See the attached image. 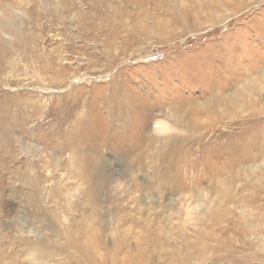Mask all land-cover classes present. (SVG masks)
I'll return each mask as SVG.
<instances>
[{
	"label": "rangeland",
	"instance_id": "374dc122",
	"mask_svg": "<svg viewBox=\"0 0 264 264\" xmlns=\"http://www.w3.org/2000/svg\"><path fill=\"white\" fill-rule=\"evenodd\" d=\"M0 45V264H264V0H0Z\"/></svg>",
	"mask_w": 264,
	"mask_h": 264
},
{
	"label": "bare ground",
	"instance_id": "6f19581e",
	"mask_svg": "<svg viewBox=\"0 0 264 264\" xmlns=\"http://www.w3.org/2000/svg\"><path fill=\"white\" fill-rule=\"evenodd\" d=\"M48 1V0H47ZM22 33V34H21ZM10 35L14 36L11 32H10ZM16 39L17 38H20L23 42V38L25 39V33L23 32H19L16 34ZM2 44L7 47V42L6 41H1ZM26 43H24L25 45ZM23 45V43H22ZM1 54H4V50H3V46L0 45V56H2ZM4 57V55L2 56V58ZM260 62V61H259ZM262 63V62H261ZM252 83V82H251ZM253 84V83H252ZM254 85H256L254 83ZM257 87V86H255ZM254 88V87H253ZM257 89V88H256ZM255 89V91H257ZM251 91V90H250ZM258 92V91H257ZM243 93V92H242ZM255 94V93H254ZM256 113V112H255ZM261 114V113H260ZM251 119V118H250ZM252 120V119H251ZM259 119H258V123H259ZM261 123V122H260ZM238 149L237 150H234L233 148H231V152H230V157H231V163L230 165H227V162H226V165L223 166V168H229L231 167L232 170H235L237 167H239V164H240V161L243 163V167H245L246 164H252V165H255V166H250V167H246V169L248 170H253L255 167H264V146H237ZM74 150V149H73ZM80 150V149H79ZM227 149L225 147V149L222 150L221 153V158H224L225 160H227ZM247 151H249L248 153L250 152H256V154L254 156H250V155H245L242 160H240V156L242 153H247ZM182 154V153H181ZM182 157V156H181ZM73 158V157H72ZM73 160V159H72ZM84 160L86 161L84 164H85V169L87 172H89V174H91V171L93 170V168L95 169V166L94 167H90V164L91 162L94 160L91 156H86L84 158ZM258 169V168H257ZM215 173L218 175L220 173V171H216L215 170ZM210 178H211V174L209 173L208 175ZM234 177V176H233ZM231 177V178H233ZM227 180V179H226ZM230 181V180H229ZM228 181V182H229ZM227 183V181H225ZM231 182V181H230ZM225 184V183H222V185ZM230 184V183H228ZM189 185H187L188 187ZM226 188H229V185L225 184ZM220 194L225 197L226 199H231V193L230 192H227V191H223V192H220ZM192 196H189L187 198H185V202H186V209H187V215L191 218L192 214L194 213L193 211L194 210H198V209H201L203 207V204L197 202V203H193L191 200ZM148 230H151V228H147V231ZM180 232V231H179ZM146 233V234H145ZM88 236V235H87ZM184 236V233L182 234V237ZM100 237V236H99ZM150 237H149V234L147 232H143L141 234L138 235V237L136 238V240H139V246L141 245L142 242H145L146 240H148ZM100 242L101 244L103 243L102 239L100 238ZM148 242V241H147ZM26 243V242H25ZM122 243H125L124 241ZM122 245V244H121ZM84 246V245H83ZM91 246H94V241L93 240H90L89 237H87V240H86V246H84L83 248L79 245H77V248L78 250L84 254L86 257H88V254L86 253L87 252V249L86 248H89ZM121 247V246H120ZM119 247V248H120ZM126 247V246H125ZM143 247V246H142ZM121 249V248H120ZM125 249V248H124ZM124 249H121L122 251H124ZM38 251H40V254H44V250L42 249H39ZM39 253V252H38ZM79 253V252H78ZM111 254H113L111 252ZM115 254V253H114ZM148 254V251L146 252V250L141 247H139V251L138 253L136 254V256L131 259L130 261H125L122 262L121 264H138V260H142L144 258L145 255ZM159 256H160V253H159ZM103 259V258H102ZM137 261V262H136ZM42 262L40 263H36V264H41ZM43 264V263H42ZM168 264H178L177 262L174 263V262H169Z\"/></svg>",
	"mask_w": 264,
	"mask_h": 264
}]
</instances>
